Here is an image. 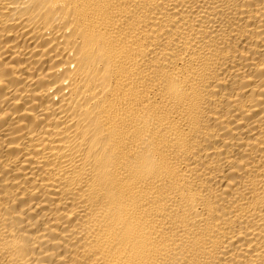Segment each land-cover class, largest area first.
<instances>
[{
    "label": "bare ground",
    "instance_id": "bare-ground-1",
    "mask_svg": "<svg viewBox=\"0 0 264 264\" xmlns=\"http://www.w3.org/2000/svg\"><path fill=\"white\" fill-rule=\"evenodd\" d=\"M0 264H264V0H0Z\"/></svg>",
    "mask_w": 264,
    "mask_h": 264
}]
</instances>
